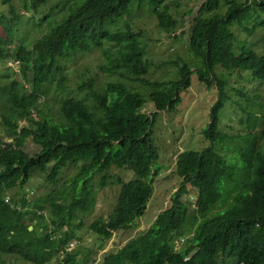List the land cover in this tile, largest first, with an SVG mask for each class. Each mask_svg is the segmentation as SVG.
Returning a JSON list of instances; mask_svg holds the SVG:
<instances>
[{
  "label": "trees",
  "instance_id": "1",
  "mask_svg": "<svg viewBox=\"0 0 264 264\" xmlns=\"http://www.w3.org/2000/svg\"><path fill=\"white\" fill-rule=\"evenodd\" d=\"M49 1L21 0L32 11ZM68 1L72 2L68 12L31 49L21 45L16 53L28 92L14 81L0 87L6 97L0 99L5 100L0 109L6 113L2 117L5 139L0 137V257L16 254L31 264H47L62 252L63 263L78 264V251H66L77 238L71 220L89 212L94 187L106 184L119 185L115 206L90 224L91 231L103 240L131 228L146 210L159 158L150 137L157 113L149 116L142 112L143 106L148 100L157 112L172 111L195 72L200 83L216 91L203 131L209 145L176 156L175 174L181 181L168 206L148 230L106 253L99 264H219L220 258H234L235 264H264V142L251 133L256 122L248 112V135L228 138L218 129L220 112L230 99L226 74L218 69L246 71L264 83V54L247 48L231 29L240 27L247 35L264 29V0L202 2L189 28L188 43L204 69L182 63L177 66L178 80L159 82L141 78L153 63L146 57L142 30L132 28L124 18L130 17L134 5L137 10L145 8L160 31L173 33L180 21L168 6L172 0ZM17 18L13 12L10 17L0 15V62L12 57L9 45ZM94 50L101 56L99 71L114 80L99 88L95 78L89 77L70 88L68 66L78 55ZM135 82L150 87L146 97L134 90ZM54 84L60 101L56 117L52 111L36 117L25 110V104L33 101L40 113V99ZM233 90L246 96L241 89ZM21 120L27 125L19 127ZM235 139L239 145L232 160H227L219 150ZM26 140L38 147L35 153L24 150ZM69 167L74 175L63 181V171ZM112 168L129 171L134 179L124 181L111 173ZM36 173L45 175L50 186L59 187L36 201L33 211L24 210V205L31 204L22 200L18 206L6 194L20 189ZM186 195L195 199L190 215L182 201ZM226 197L229 202L224 209L210 216ZM47 209L54 232L62 230L56 240L48 233L41 236L30 231L23 223L27 215L44 218L39 212ZM177 241L184 242L178 250Z\"/></svg>",
  "mask_w": 264,
  "mask_h": 264
},
{
  "label": "rangeland",
  "instance_id": "2",
  "mask_svg": "<svg viewBox=\"0 0 264 264\" xmlns=\"http://www.w3.org/2000/svg\"><path fill=\"white\" fill-rule=\"evenodd\" d=\"M75 1V0H74ZM206 0H172L168 6L172 14L180 21L179 28L173 33H165L158 29L156 19L152 13L145 8L137 10L134 5L130 17L124 18L132 28L142 30L144 38L142 44L145 45L146 57L153 63L152 68L141 78L149 82L176 81L179 79L178 65L186 64L189 67L204 69L201 59L194 57L189 50L188 31L197 10L202 2ZM68 2V4H67ZM178 2V6L175 3ZM72 5L68 0H50L46 5L32 11L26 8L21 0H0V15L10 17L11 12L18 16L13 29L12 41L9 45L11 56L5 61L0 62V87H5L10 81H14L25 92H28L29 85L20 72V62L17 60L16 53L21 45L26 49H31L38 40L55 22L68 12ZM232 31L239 40H243L247 48L258 55L264 54V29L257 28L252 35H247L240 27L232 26ZM101 56L97 50L90 53L80 54L68 66L67 85L75 88V85L89 77H94L99 88L114 79L102 74L98 65ZM192 69V70H193ZM230 72L218 69L220 74H226L228 80L229 96L228 102L220 112V124L218 129L228 138L238 135H248L250 133L246 114L251 113L256 122V127L251 131L253 135L261 137V144L264 142L262 132H264V83L254 80L249 72L236 70ZM224 74V75H225ZM134 90L142 93L144 97L150 92V87L139 82L132 84ZM55 84L46 96H42L40 101V113L34 109L35 103L29 101L25 104V110L31 112L32 116H42L49 114L56 117L55 110L58 108L59 99L53 91ZM233 89H241L246 96H241ZM7 92V89L5 90ZM180 100L172 111L157 112L153 103L148 101L144 104L142 112L151 115L157 113L154 125L151 129V140L156 146L159 158L155 162L153 169V191L148 200L146 210L142 217L135 220L134 225L127 230H118L107 239H101L95 235L90 224L97 218L106 217L114 208L119 185L106 184L103 187H94V202L88 213L79 215L71 220V227L77 238L72 239L66 246L67 252L78 251V264H99L102 257L109 252H115L121 248L130 238L148 230L155 221L157 215L169 204L170 197L178 189L181 179L175 174L176 156L186 150H201L209 142L203 137L209 121L210 108L216 101V91L214 88L208 89L200 83L197 73L190 75V86L179 94ZM0 99H6L0 93ZM5 104V100L0 101V105ZM240 106L242 109H240ZM6 113L0 109V137H5L2 125V117ZM19 127L26 126L25 120L18 122ZM5 139V138H4ZM239 145L238 139L227 140L222 145L219 153L227 160L234 155L235 148ZM24 150L33 154L38 147L31 141L24 142ZM229 156V157H227ZM73 167L63 171V181H67L74 175ZM111 173L124 181L134 179V175L129 171L112 168ZM56 187L50 186L45 182V175L36 173L20 186V189H10L6 196L14 199L21 206L22 200L31 205H24V210L33 211L34 203L44 199ZM187 206L188 215L195 210V199L191 195L182 198ZM229 198L218 205L210 216L224 209L228 204ZM49 210L40 211L44 218H34L31 215L23 216V223L34 229L35 233L42 236L41 232L50 234L52 240L60 236L59 232H54L55 227L50 222L47 215ZM65 228V227H64ZM185 242V240H184ZM175 243V248H181L183 243ZM85 255V257H84ZM65 253L58 252L50 258L47 264L63 263ZM0 264H31L22 260L19 255H4L0 257ZM67 264V263H66ZM219 264H235L234 258H220Z\"/></svg>",
  "mask_w": 264,
  "mask_h": 264
},
{
  "label": "water",
  "instance_id": "3",
  "mask_svg": "<svg viewBox=\"0 0 264 264\" xmlns=\"http://www.w3.org/2000/svg\"><path fill=\"white\" fill-rule=\"evenodd\" d=\"M31 229V227L29 228V230ZM177 250V248H175Z\"/></svg>",
  "mask_w": 264,
  "mask_h": 264
}]
</instances>
